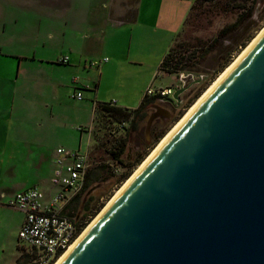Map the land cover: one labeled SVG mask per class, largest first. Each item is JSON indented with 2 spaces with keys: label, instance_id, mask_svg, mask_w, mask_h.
I'll use <instances>...</instances> for the list:
<instances>
[{
  "label": "water",
  "instance_id": "water-1",
  "mask_svg": "<svg viewBox=\"0 0 264 264\" xmlns=\"http://www.w3.org/2000/svg\"><path fill=\"white\" fill-rule=\"evenodd\" d=\"M61 264H264V32Z\"/></svg>",
  "mask_w": 264,
  "mask_h": 264
},
{
  "label": "rangeland",
  "instance_id": "rangeland-1",
  "mask_svg": "<svg viewBox=\"0 0 264 264\" xmlns=\"http://www.w3.org/2000/svg\"><path fill=\"white\" fill-rule=\"evenodd\" d=\"M65 1L62 21L66 35L61 43L74 48L78 68L73 75L79 79V84L72 83L74 76L65 75V81L73 88H61L62 104L59 106L67 118L62 119L59 130L63 133L61 146L87 156V172H94L89 188L79 195L69 210L78 212L83 202L90 199L89 210L82 213L85 230L141 165L121 182L128 169L113 160L112 151L122 140L128 139L132 132L131 122L118 121L98 108V104L121 101L119 106L136 109L140 104L139 94L142 91L145 94L150 86L156 89L187 88L180 96V104L170 101L171 98L159 101L147 122L131 136L127 154L142 151L152 142L154 123L163 122L158 132L168 134L218 78H213V66L217 63L216 50L221 43L224 48H237L239 41L252 36L247 47L259 35L264 28V0H219L215 3L198 0L196 8L184 20L183 28L180 23L188 0H145L143 3L142 0ZM191 2L195 4V0ZM138 10L141 11L139 19L136 15ZM39 15L40 10L33 8L24 24L32 44L39 38L48 37L50 31L43 24L41 30H36L40 27L37 25ZM46 25L49 26V20ZM57 26L62 29V24L57 23ZM232 26V32L224 37L226 39L214 42L223 29ZM176 39L187 47H210L205 60L197 59L195 66L198 69L193 67L180 74L159 71L161 60ZM245 48L233 56V61ZM31 52L34 55L33 45ZM106 58L108 62H105ZM101 61L107 63L102 67L104 72L93 67ZM83 86L92 87L93 92ZM75 92L84 94L85 100L74 99ZM188 104L190 106L186 108ZM92 107L96 115H93ZM53 184L50 189L42 191L51 193ZM23 219L25 214L20 210L0 206V264H18L19 258H22L20 264H37L36 253L19 239L20 221Z\"/></svg>",
  "mask_w": 264,
  "mask_h": 264
},
{
  "label": "crops",
  "instance_id": "crops-1",
  "mask_svg": "<svg viewBox=\"0 0 264 264\" xmlns=\"http://www.w3.org/2000/svg\"><path fill=\"white\" fill-rule=\"evenodd\" d=\"M192 5L191 0L186 2L181 28ZM65 7V0H0L1 207H9L15 195L27 189H50L55 180L57 151L65 149L61 146L63 133L59 130L62 119L67 118L59 106L62 104L61 88H73L65 81V75L74 76L78 68L74 48L70 49L61 43L66 35L62 21ZM33 8L40 10L37 23L40 27L36 30H41L42 24L50 30L48 37L39 38L34 44L24 30L27 16ZM140 13L138 10V19ZM47 20L49 26L46 25ZM57 23L62 24V29ZM32 45L34 55L31 52ZM105 64L101 61L92 66L102 69ZM104 71L105 68L102 69ZM72 83L77 86L79 79L74 76ZM83 88L93 92L92 87ZM145 94L143 91L139 94L140 103ZM84 98L83 94L82 101ZM116 102L117 107H121V101ZM122 104L126 106L125 101ZM92 112L96 115L94 108ZM23 223L24 219L20 221V229Z\"/></svg>",
  "mask_w": 264,
  "mask_h": 264
},
{
  "label": "built area",
  "instance_id": "built-area-1",
  "mask_svg": "<svg viewBox=\"0 0 264 264\" xmlns=\"http://www.w3.org/2000/svg\"><path fill=\"white\" fill-rule=\"evenodd\" d=\"M177 89L150 86L146 94L165 101L172 98ZM73 97L83 100L81 92ZM110 105L117 107V102ZM57 154L54 190L46 193L38 187L30 188L16 194L9 203L12 208L25 214L19 239L36 253L37 264H54L84 230L69 208L84 190L88 176L87 156L63 148L58 149Z\"/></svg>",
  "mask_w": 264,
  "mask_h": 264
},
{
  "label": "trees",
  "instance_id": "trees-1",
  "mask_svg": "<svg viewBox=\"0 0 264 264\" xmlns=\"http://www.w3.org/2000/svg\"><path fill=\"white\" fill-rule=\"evenodd\" d=\"M203 1L209 2V3H215L219 0H203ZM197 3H198V0H195V4L192 6V9H191L192 11L196 8ZM231 29H233V26L231 28L223 29L219 33V35L217 36L214 42L219 43L221 39H226L224 37H226L225 35L227 33L232 32ZM251 39H252V36L249 38H246L245 40L239 41L236 44L237 48H231V47L224 48L222 46V43L218 46L216 50V57L218 60L215 66H213L215 70L214 75H213L214 79L215 77L219 76L231 64V62L233 61V56H235L237 52L245 48L248 42L251 41ZM209 48H205L204 46H195L193 48L187 47L185 44L177 42V39H176V41L170 47L167 54L164 56L160 64L159 71H165L171 74L173 73L180 74L182 72L189 71L193 67L194 69L195 68L198 69V67L195 66L197 64L196 63L197 59L202 58L203 60H205L207 58V54L209 53V51L207 50ZM190 50L192 51L190 52ZM204 51H206L205 54H204ZM158 102H159L158 97H150L147 94H145V97L143 98L142 102L136 109H125L121 107H112L110 104H103V103L98 104V108H101L102 110L106 111L118 121L130 120L131 122L132 132H130L128 139L126 138L122 140L119 143L118 147L114 151H112L113 160L128 169V172L122 176L123 178L121 179V182L123 180H126L129 177V174L138 165L144 162V159L149 154V151L155 146H157L160 143V141L167 135V134L165 135L166 132L164 131L158 132V130L164 125V123H156L154 124L153 129H152L153 139H152L151 144H149L148 147L142 149V151L135 152L133 155L132 153L127 154L128 145L130 141L129 139H131V136L133 134L138 133L139 127L141 124L147 122V120L149 119L151 115V112L158 105ZM189 106L190 105L188 104L186 108H188ZM136 146L137 148L141 149L139 145H136ZM93 173H94L93 171L88 173V177H87L86 184H85L83 191H86L89 188ZM78 199H79V196L75 198L72 204L76 202ZM89 205H90V199H87V201L83 202L82 206L78 208L79 210L77 209L78 212H75L74 210L72 211H74L75 213L70 212L74 214V216L77 217V222L78 224H80L82 229L85 228V226H83L82 224V220H83L82 213L89 210L90 208ZM71 207L72 205L70 206L69 210L71 209ZM21 259L22 258L18 259L17 261L18 264L21 263Z\"/></svg>",
  "mask_w": 264,
  "mask_h": 264
},
{
  "label": "bare ground",
  "instance_id": "bare-ground-1",
  "mask_svg": "<svg viewBox=\"0 0 264 264\" xmlns=\"http://www.w3.org/2000/svg\"><path fill=\"white\" fill-rule=\"evenodd\" d=\"M264 32V28L257 35L256 38L240 53V55L218 76V78L210 85V87L204 92V94L191 106L188 112L176 123V125L168 132V134L160 141V143L155 147L152 153L144 160V162L136 169L133 175L123 184V186L116 192V195L111 199V201L103 208L102 212L92 221V223L82 232V234L78 237L75 243L69 248V250L60 257L54 264H61L63 260L69 255V253L79 244V242L85 237L88 233L89 229L101 218V216L110 208V206L115 202V200L124 192V190L128 187V185L136 178V176L140 173V171L144 168V166L150 161V159L155 155V153L159 150V148L170 139L174 129L176 126L193 110L195 109L205 98L206 96L220 83L223 76L230 69V67L235 63V61L257 40V38Z\"/></svg>",
  "mask_w": 264,
  "mask_h": 264
},
{
  "label": "flooded vegetation",
  "instance_id": "flooded-vegetation-1",
  "mask_svg": "<svg viewBox=\"0 0 264 264\" xmlns=\"http://www.w3.org/2000/svg\"><path fill=\"white\" fill-rule=\"evenodd\" d=\"M162 120H163V118H162ZM159 122V121H158ZM161 122V121H160ZM161 123H163V122H161ZM154 124H156V123H154Z\"/></svg>",
  "mask_w": 264,
  "mask_h": 264
}]
</instances>
